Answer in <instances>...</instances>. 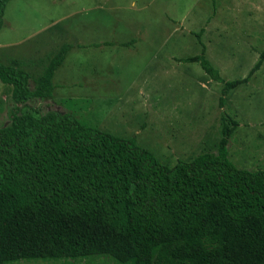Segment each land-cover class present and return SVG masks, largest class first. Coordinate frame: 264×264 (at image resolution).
<instances>
[{
  "label": "trees",
  "instance_id": "trees-1",
  "mask_svg": "<svg viewBox=\"0 0 264 264\" xmlns=\"http://www.w3.org/2000/svg\"><path fill=\"white\" fill-rule=\"evenodd\" d=\"M8 1L0 0V28ZM200 44V55L181 61L199 63L222 85L223 107L260 69L264 49L246 78L226 81ZM75 47L89 46L63 44L48 65L37 62L36 77L24 61L0 63L11 102L9 123L0 127V264L89 257L118 264H264V170L230 161L238 123L225 112L215 151L169 168L70 112L20 111L32 100L54 99L53 76Z\"/></svg>",
  "mask_w": 264,
  "mask_h": 264
},
{
  "label": "rangeland",
  "instance_id": "rangeland-1",
  "mask_svg": "<svg viewBox=\"0 0 264 264\" xmlns=\"http://www.w3.org/2000/svg\"><path fill=\"white\" fill-rule=\"evenodd\" d=\"M192 16V23L185 21L184 29L168 36L169 49L176 45L173 49H177L175 60L179 63L149 62L146 55L135 58L128 53H105L98 58V65L112 64V73L104 69L105 76L115 80L114 88L103 95L95 92L32 100L20 111L70 112L80 123L134 143L169 168L178 161L189 162L215 151L225 112L238 123L228 145L230 161L240 169L264 170V62L220 107L222 85L211 80L199 63L181 61L200 55L201 41L206 59L224 80L246 78L264 49V0H200ZM201 30L199 41L196 36ZM24 62L32 76L41 74L40 63ZM83 62L84 69L89 68L88 61ZM9 93L10 88L0 82V127L10 120ZM8 264L118 263L89 257L79 261L24 259Z\"/></svg>",
  "mask_w": 264,
  "mask_h": 264
},
{
  "label": "crops",
  "instance_id": "crops-1",
  "mask_svg": "<svg viewBox=\"0 0 264 264\" xmlns=\"http://www.w3.org/2000/svg\"><path fill=\"white\" fill-rule=\"evenodd\" d=\"M199 2L9 0L0 28V63L9 65L11 61L18 60L48 65L67 42L89 46L75 47L67 53L52 79L53 98L95 92L103 95L115 87V80L105 76L104 67L108 69V74L112 73L111 63L110 66L98 65L100 55H115L119 52L135 58L146 55V61L149 62L179 63L175 60L177 49H173L176 45H171L169 49L168 36L179 28L184 29L185 21L193 22L192 15ZM133 39H136L134 46H124ZM177 39L175 43H178ZM83 59L88 61L89 68L84 69Z\"/></svg>",
  "mask_w": 264,
  "mask_h": 264
}]
</instances>
